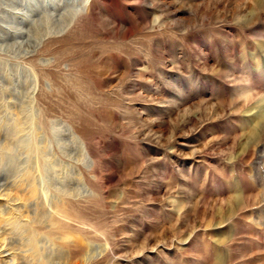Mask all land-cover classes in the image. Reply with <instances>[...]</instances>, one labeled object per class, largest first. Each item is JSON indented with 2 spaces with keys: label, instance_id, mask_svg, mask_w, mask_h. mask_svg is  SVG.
<instances>
[{
  "label": "rangeland",
  "instance_id": "obj_1",
  "mask_svg": "<svg viewBox=\"0 0 264 264\" xmlns=\"http://www.w3.org/2000/svg\"><path fill=\"white\" fill-rule=\"evenodd\" d=\"M0 34V264H264V0H0Z\"/></svg>",
  "mask_w": 264,
  "mask_h": 264
},
{
  "label": "bare ground",
  "instance_id": "obj_2",
  "mask_svg": "<svg viewBox=\"0 0 264 264\" xmlns=\"http://www.w3.org/2000/svg\"><path fill=\"white\" fill-rule=\"evenodd\" d=\"M88 9H89V7H88ZM67 12L68 11L61 12L62 14H60L59 15V18H57L56 16H53L51 14H46V11H45L41 15V18H43L44 16H47L48 18L49 17L52 18V20L54 22H57L58 21V23H60L61 21H63L64 22V25H67L68 24V27L67 28H69L71 25L74 24L75 18L66 21L65 20V17L68 16L67 15ZM41 18L39 17L38 20H35L34 21V23L36 24V28L42 23L41 22ZM38 30L40 31L39 28H38ZM26 32H28V31L25 30L23 27H21V26H14V27H12L10 29L9 33H7V34L24 35V34H26ZM30 32H31V30H30ZM29 37H32V34H29ZM44 46L45 45H42V44H40V45L36 44V48L35 49L36 50H39V49H42ZM255 112H256L255 114H256L257 119H259L258 122H257V124H258V127L260 128L261 134L257 137V134L254 132L253 135H252V138H256V139L259 138L260 139V136H261L264 139V99L261 101V103H259L258 106H256V111ZM246 152H247V150H246ZM248 152H249V150H248ZM237 198H235V197L233 198L234 199V202H232L231 207L229 208V210L223 216V219L221 221L222 223L225 222L226 220L232 219L234 217V215L236 214V212H238L242 208V206H243L244 203L242 201H240L239 199H237Z\"/></svg>",
  "mask_w": 264,
  "mask_h": 264
}]
</instances>
